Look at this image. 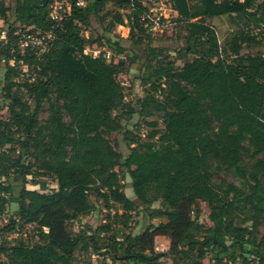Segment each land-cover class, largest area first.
I'll use <instances>...</instances> for the list:
<instances>
[{
	"label": "trees",
	"instance_id": "trees-1",
	"mask_svg": "<svg viewBox=\"0 0 264 264\" xmlns=\"http://www.w3.org/2000/svg\"><path fill=\"white\" fill-rule=\"evenodd\" d=\"M53 1L15 0L5 29L10 38L0 47L7 98V118L0 115V214L15 192L12 176L24 181L16 211L0 224V264H72L80 249L102 256L101 264H159L164 255L171 264H264V54L242 52L264 46V0L258 8L256 0H164L174 12L171 26L185 28L175 57L151 44L156 35L142 19L150 7L144 0H69V13L57 22L49 17ZM106 3L129 9L130 32L150 42L139 78L146 95L136 104L124 101V83L116 77L123 62L110 60L124 47L107 38L108 58L84 53L99 41L84 37L80 27ZM7 12L0 0L4 22ZM221 15L231 24L224 42L205 21ZM115 24H122L120 14L104 30ZM30 25L53 30L48 52L22 49L19 36H11ZM14 85L24 87L32 106ZM45 102L48 116L41 123ZM134 115L136 129L154 116L162 126L157 118L147 121L145 137L154 143L133 135L125 138L129 152L122 155L107 135ZM224 168L247 180L216 182L214 172ZM122 170L132 198L123 191ZM43 177L56 187L25 186ZM92 196L102 203L105 221L73 233L68 223L94 209ZM156 201L148 216L165 220L138 234L124 232L137 205ZM200 202L209 209V224L199 221ZM32 224L37 239L27 242L24 227ZM158 236L170 240L165 254L154 249Z\"/></svg>",
	"mask_w": 264,
	"mask_h": 264
},
{
	"label": "rangeland",
	"instance_id": "rangeland-1",
	"mask_svg": "<svg viewBox=\"0 0 264 264\" xmlns=\"http://www.w3.org/2000/svg\"><path fill=\"white\" fill-rule=\"evenodd\" d=\"M14 1L15 0H5L6 5L8 6L7 19L4 22L0 19V30H5L7 24L12 23L14 19L13 9H14ZM145 3L153 8H156L160 11H164L166 15L171 17V20L174 19V12L171 10L168 2L164 0H144ZM261 0H256V6L260 7ZM129 13V9H118L113 7L110 3L104 4L99 8L97 15H91L89 18L88 24L82 25L80 27L81 34L89 39H98L99 45L91 44L85 47L89 54H93V50L95 48L110 50L108 46V39L110 41H117L119 45L124 47L125 51L122 54H116L111 57V61L117 63L118 61L123 62L122 71L117 74V79L120 82L124 83V101L128 103H137V100L143 98L146 95L145 89L140 85L139 78L142 74V65L145 63L147 58V45L150 44L145 36H141L139 31L136 29L133 32H130V24L127 20V15ZM120 14L122 16V24H115L111 29L104 30L105 27L109 25L110 22L115 20V16ZM102 21H99V17H102ZM206 24L207 23V20ZM237 24V23H236ZM240 24V22H239ZM210 25V24H209ZM156 36L149 37L151 39V44L157 47L166 48L171 57H175L177 53V49H180L184 44V35L185 28L181 23H175L172 26H168L164 29L162 33H155ZM141 36L143 38V42H137V38ZM88 47V48H87ZM256 51H260L264 54V46L257 45L252 47H244L243 53H255ZM168 53L167 51H165ZM165 54V53H164ZM133 62H132V61ZM12 63V61L10 62ZM176 64L180 65L181 61L176 60ZM4 72L5 68L3 64H0V115L3 119L7 118V112L4 105L7 103V98L4 97V91L2 89L4 81ZM35 76V75H34ZM26 77V76H25ZM25 77L23 78L25 80ZM16 79V78H15ZM13 92L19 93L24 101H27L31 106L33 105L31 97L28 92L21 85H14L12 88ZM48 103L45 102L39 112V120L43 123L47 116ZM157 117H151L144 119L142 123L139 124V128L136 129L135 123L140 122V118L137 115L132 116L131 118H126L122 120V129L117 132H111L107 135L108 140L114 145L115 148L122 153V155H126L129 152L128 143L125 141V138L131 139L133 135L144 139L148 145H152L155 139L148 140L145 135L151 129L147 125V121H151V119H156ZM158 119V127H161V119ZM244 156V163L247 164L246 170L249 167V162L247 161V157ZM133 168V167H132ZM122 180H123V191L124 193L132 198L133 192L130 186V178L127 175L126 170H122L121 172ZM214 180L219 182L220 179H224L228 183H234L237 185H243L247 178H241L238 176L236 172H234L233 168L229 169H221L219 171L214 172L213 174ZM29 178V177H28ZM14 186L15 192L11 196V200L7 203L5 207L4 214H0V224L4 221V218H8L9 215H13V213L17 209V190L23 185L24 181L22 178L17 176H12L11 178ZM41 182L38 185H32L30 183H26L25 186L30 189H38L47 192L55 186V182L52 178H40ZM262 184L264 185V177L262 178ZM92 201L95 204L94 209L88 214L85 215L78 220H74L68 223L69 229L76 233L82 227L89 225L91 227H95L98 224L105 221V211L102 208V203L96 199L94 196L91 197ZM159 206V201L152 203L150 206L146 205H137L135 212H132V216L130 218V223L127 228L124 229V232H130L132 234H138L142 232L145 227L149 223L157 224L161 220H165V218H157V217H149L148 214L150 211ZM199 206L201 207V214L199 216V221L204 224H209L208 213L209 209L205 205V203L200 202ZM116 226L120 225V222L114 223ZM34 224L32 226L24 227V232L26 233V241L33 242L37 237L35 236V228ZM25 236V234H24ZM12 237L9 235L7 240L9 243H14ZM170 240L166 236H158L155 237L154 240V249L160 253H166L169 248ZM91 251V250H88ZM91 253V252H90ZM89 252H85L83 250H79L75 252V257L72 261V264H101L102 256H97L94 254L90 255ZM205 263L209 262V255L204 259ZM106 264H122L121 261L116 260L111 262L110 259H106ZM159 264H171V260L169 256L164 255L160 258Z\"/></svg>",
	"mask_w": 264,
	"mask_h": 264
},
{
	"label": "built area",
	"instance_id": "built-area-1",
	"mask_svg": "<svg viewBox=\"0 0 264 264\" xmlns=\"http://www.w3.org/2000/svg\"><path fill=\"white\" fill-rule=\"evenodd\" d=\"M82 3V1H80ZM70 11V2L69 0H54L50 4L49 17L52 21H60L66 14ZM142 19H145L147 25V31L154 35L157 32H162L166 27L171 26V22L168 19V15L164 11H160L156 8L149 7L145 11ZM34 26L21 27L15 30L11 36H19V46L22 49H33L38 55L46 53L50 50L53 41H54V32L52 29L47 31H42L39 29L33 30ZM10 36L5 30H0V47L5 45ZM88 48V47H87ZM93 57H96L100 54L108 58L111 54V51L105 49L95 48L93 50ZM84 53H88L87 49H84ZM89 54V53H88ZM31 226V225H29Z\"/></svg>",
	"mask_w": 264,
	"mask_h": 264
},
{
	"label": "crops",
	"instance_id": "crops-1",
	"mask_svg": "<svg viewBox=\"0 0 264 264\" xmlns=\"http://www.w3.org/2000/svg\"><path fill=\"white\" fill-rule=\"evenodd\" d=\"M207 23L213 26L220 41L224 42L229 36L231 24L228 20V16L221 15L212 19H207Z\"/></svg>",
	"mask_w": 264,
	"mask_h": 264
}]
</instances>
